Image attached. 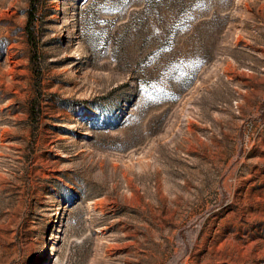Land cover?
Wrapping results in <instances>:
<instances>
[{"label":"rangeland","instance_id":"obj_1","mask_svg":"<svg viewBox=\"0 0 264 264\" xmlns=\"http://www.w3.org/2000/svg\"><path fill=\"white\" fill-rule=\"evenodd\" d=\"M0 0V264H264V0Z\"/></svg>","mask_w":264,"mask_h":264},{"label":"trees","instance_id":"obj_2","mask_svg":"<svg viewBox=\"0 0 264 264\" xmlns=\"http://www.w3.org/2000/svg\"><path fill=\"white\" fill-rule=\"evenodd\" d=\"M35 1L36 0H30V11H29V13H30V19H29V25L32 23V15L34 14V10H35V8H36V3H35Z\"/></svg>","mask_w":264,"mask_h":264}]
</instances>
